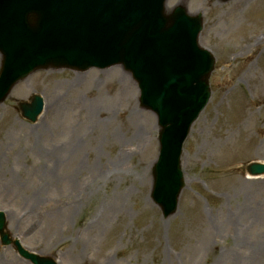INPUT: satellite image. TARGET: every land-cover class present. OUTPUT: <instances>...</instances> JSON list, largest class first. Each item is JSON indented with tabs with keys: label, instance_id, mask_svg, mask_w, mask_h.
Masks as SVG:
<instances>
[{
	"label": "rangeland",
	"instance_id": "1",
	"mask_svg": "<svg viewBox=\"0 0 264 264\" xmlns=\"http://www.w3.org/2000/svg\"><path fill=\"white\" fill-rule=\"evenodd\" d=\"M182 1L216 64L177 211L150 198L158 126L130 74L39 70L0 104V209L27 249L59 264H264V176L243 169L264 161V0L167 7ZM33 93L46 105L31 123L16 104ZM0 264L32 263L0 240Z\"/></svg>",
	"mask_w": 264,
	"mask_h": 264
},
{
	"label": "water",
	"instance_id": "2",
	"mask_svg": "<svg viewBox=\"0 0 264 264\" xmlns=\"http://www.w3.org/2000/svg\"><path fill=\"white\" fill-rule=\"evenodd\" d=\"M149 5L150 8L145 10V13H141L142 16L148 15V18L135 19L134 17V19H130L129 17H124L121 20L120 27L123 26L125 29L120 28L119 34L117 35L120 39H118L117 45L120 46L123 51L125 50V46L131 49L129 64L138 71L137 77L140 80L142 88L146 90V94L148 95L146 99L150 104L158 108L159 123L162 128L160 141L162 144L161 155L163 156H161V161H159L153 169L155 189L152 195L162 205L165 201V210L169 212L176 207V202L183 186L180 169L182 142L192 122L203 109L210 95L208 79L213 69L214 60L209 53L201 50L197 44L195 45L196 47L193 44L191 45L188 40L182 43L175 42V47L173 48L172 46L174 45L175 38L173 40H171V38L180 29L173 27L177 24L185 25L189 22V19L185 15V17L179 16L178 20L174 21L173 17H165L163 12L161 10L159 11V4ZM28 13L30 14L24 17V22H22L23 31H25L35 19L37 20L36 14L30 11ZM128 13L130 14L131 12ZM82 18L84 21L87 20L86 17ZM76 21L79 20L76 19ZM192 22L194 21H191V23ZM25 25H27L26 28ZM80 26L84 27V24H80ZM185 26L188 27L189 24ZM152 27L158 30L155 32ZM185 28L186 27H182L181 29ZM198 29L199 28H197L196 31ZM22 30H20L21 33H23ZM91 32L92 29L90 28L84 54H78V57H88L85 52L95 49L97 40H94L96 41L94 45L90 44V38H92ZM193 32H195V29ZM149 34L155 36V38L151 40L153 43H155L154 39L160 40L161 42L169 40V42L165 43L168 45L163 44L162 48H159L157 52L153 53L150 49L141 51L138 50L134 44L126 43L152 38ZM126 39L128 41H126ZM18 45L19 43L16 44V50L13 49L14 55L20 53ZM146 45L150 46L149 43H146ZM180 45L184 47L183 50L186 53L182 58L176 57L174 59V50H178ZM65 48L66 46L62 47V52L68 53ZM111 48H113V46H111ZM134 48L138 51L136 52ZM78 51L79 48L74 49V52L77 53ZM25 54H23L22 57H24ZM46 55H48V53H46ZM74 55L75 54L72 53V57ZM44 65L45 64L42 63V67H44ZM30 70L31 69L26 72ZM22 75L23 73L18 77L21 78ZM6 95L7 90L6 92H2L0 101H3ZM36 109L31 114L32 118H34L37 113ZM248 169L252 173H261L264 172V164H253L249 166ZM23 254L28 256L25 252H23Z\"/></svg>",
	"mask_w": 264,
	"mask_h": 264
},
{
	"label": "bare ground",
	"instance_id": "3",
	"mask_svg": "<svg viewBox=\"0 0 264 264\" xmlns=\"http://www.w3.org/2000/svg\"><path fill=\"white\" fill-rule=\"evenodd\" d=\"M51 105H52V103L49 106H51Z\"/></svg>",
	"mask_w": 264,
	"mask_h": 264
}]
</instances>
